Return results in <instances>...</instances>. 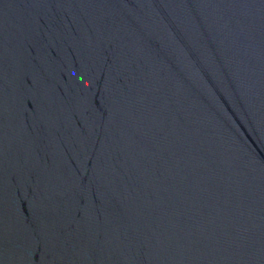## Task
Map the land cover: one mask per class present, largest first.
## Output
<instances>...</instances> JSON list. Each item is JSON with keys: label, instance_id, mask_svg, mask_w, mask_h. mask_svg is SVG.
<instances>
[{"label": "water", "instance_id": "obj_1", "mask_svg": "<svg viewBox=\"0 0 264 264\" xmlns=\"http://www.w3.org/2000/svg\"><path fill=\"white\" fill-rule=\"evenodd\" d=\"M0 264H264V0H0Z\"/></svg>", "mask_w": 264, "mask_h": 264}]
</instances>
